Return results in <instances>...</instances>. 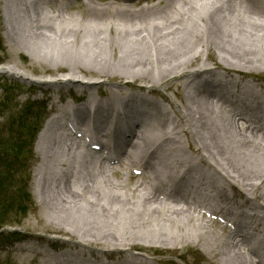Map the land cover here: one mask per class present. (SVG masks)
<instances>
[{
	"label": "bare ground",
	"instance_id": "obj_1",
	"mask_svg": "<svg viewBox=\"0 0 264 264\" xmlns=\"http://www.w3.org/2000/svg\"><path fill=\"white\" fill-rule=\"evenodd\" d=\"M7 1H0V5L4 4L0 8L1 16ZM92 1H83L78 6L88 12L84 20H74L68 13L72 0H16L23 14L20 17L28 16L31 24L30 30H17L21 38L24 31L28 33L24 37L28 45L18 44L19 47H14L16 53L29 56L30 65L38 64L57 73L67 72L41 83L57 89L70 83L82 91L100 89L105 80L112 82L117 78L141 79L144 84L111 86L108 100L95 97L92 89L84 102L63 104L66 110H73V117L67 120L72 127L65 136L51 134L45 145L49 131L65 118L63 110L50 116L40 131L36 146L40 161L35 166L34 179L45 220L42 228L45 232L69 235L66 242L71 245V250L60 253L63 262L52 258L51 264H154L155 259L146 253L119 251L122 247L151 242L169 248L193 244L207 251L213 264H261L248 244L254 239L259 246H264V132L258 128L264 115V106L259 104L264 102V97L256 96L255 101H250L248 98L253 95L247 91L264 84L255 78L248 81L246 77L252 78L254 72L264 69V0H204L205 3L195 0L197 5L191 0H164V5L159 3L162 6L158 11L141 17L135 12L129 16V12L115 13L114 10L104 16L103 10L111 9L112 5H106L107 9L92 8ZM144 1L147 5L148 0ZM37 5L49 7L52 22L39 16ZM127 6L131 5H124L130 10ZM205 6L210 8L207 14L201 10ZM244 6L247 10L240 18ZM236 11L239 13L231 30L234 35L225 33L217 23L216 14L232 17ZM7 17L3 16L6 37L9 43L19 41L8 26L9 13ZM93 19L97 24H103L104 20L108 28L97 27L92 34L84 33V23ZM194 20L202 22L204 30L195 31ZM58 21L68 24L69 29L62 30ZM37 40H42L40 48L47 50L40 55L43 61L37 60L30 49L31 44H39ZM203 53L209 59L218 58L219 62L214 64H218L220 72H215V67L204 59L200 61ZM51 58L57 60L56 64L47 63ZM10 64H0V72L31 80L19 63L14 60ZM84 76L105 80L85 81ZM173 84L179 89L180 101L169 96V103L180 110V118L172 117L156 95L161 88ZM126 85L130 90H126ZM234 88L236 93H246L247 98L241 100L247 112L243 105L225 102V96L216 93L222 89L227 94ZM114 113L115 132L105 134L103 127ZM221 113L226 114V121L222 123L218 122ZM143 114L155 119L156 131L145 125ZM252 120L258 123L252 125L249 123ZM74 122L82 127L79 135L72 129ZM126 127L130 132L126 142L133 133L132 138L136 140L126 161L122 156L110 154L104 145L83 140L90 129L96 138L105 137L110 144H116L115 133ZM184 132L196 145L192 160L188 157L183 160ZM60 150L65 154L62 160L58 155ZM102 152L106 155L99 159ZM141 152V161L136 160ZM78 154H82L81 161ZM79 162L88 164L87 171L76 167ZM204 168L223 180L216 187L215 196L203 193L192 183L185 191L175 192V188L189 182L188 172H204ZM130 173L135 175L132 182ZM73 179L80 180L77 191L71 189ZM198 179L205 180L201 176ZM211 179L210 184L215 187ZM258 197L263 202L260 209L256 205ZM45 211L49 213L47 218ZM73 212L83 215L84 222L89 220V223L71 222ZM28 249L45 252L34 247ZM96 252L108 254V261L114 259L111 263H102L99 256L94 259Z\"/></svg>",
	"mask_w": 264,
	"mask_h": 264
},
{
	"label": "rangeland",
	"instance_id": "obj_2",
	"mask_svg": "<svg viewBox=\"0 0 264 264\" xmlns=\"http://www.w3.org/2000/svg\"><path fill=\"white\" fill-rule=\"evenodd\" d=\"M17 1L24 2L26 0ZM83 1L85 2L87 0H79L78 3H75V0H72L73 3L71 8L68 9V13L74 16L72 19L76 20L79 18L82 20L83 16H87L88 12L85 10V8L81 10L78 8V6L83 3ZM163 1L164 0H148L147 5H145L144 0H93L90 7L106 8V5L111 4V9L106 8L107 11L103 10L104 16L112 14V10H114L115 13L129 12V16H132V12H135L139 17H141L144 13H153L158 11L160 7L165 4V1ZM191 1L197 5L195 0ZM159 3L162 5L160 6ZM201 3H205V1L202 0ZM6 4L8 6L6 8L4 7V12H7V14L9 13L8 21L10 23L8 26L11 29V33L16 34L15 36H17L19 41H10V45L4 31L5 24L3 16L5 18L7 17V14L3 12L4 15L1 16L2 13L0 12V63L10 66V62L15 60V62L19 63L20 66L29 73L31 80H23L16 75L0 72V186L3 190H0V264H51L55 259L58 260L59 258L60 261L63 262L60 253L71 250V245L66 242L67 239H70V236L64 233L45 232L43 230L42 227L45 224V220L42 217V204L40 205V202H38L39 198L36 195L38 185L34 179V169L37 163L40 161V157L36 151L37 139L40 131L46 123L47 115L51 113L55 114L61 110L66 113L68 110L63 107V104L68 101H72L76 104L84 102L92 89H94L92 92H94L95 97L102 99L107 98L108 100V96L110 95L109 92L112 88L111 86L116 84H131L133 86L141 87L144 84L142 83L143 80L141 79H135V81H133L117 78L112 82H107L105 78L99 79L97 77L84 76L85 78L83 79L85 81L105 80L106 84L102 85L100 89L92 88L90 91H82L81 88H77L70 83L62 84L60 87H58V89L52 87L51 84L41 83V80H53L60 78V75H63L67 72L57 73L52 70L48 71L47 69H43V67L38 64L30 65L31 63L29 56L22 53H20V55L16 53L14 47H19L18 44H22L21 47L27 44V42L24 41V37H27L28 33L25 31L30 30L31 24L29 22L28 16L20 17V15L23 14H21V10L19 9L16 0H8ZM125 4L131 5L127 6L128 8L131 7V9L126 10L124 7ZM3 5L4 4H1L0 8ZM173 5L177 6L175 3H173ZM81 6L84 7V5ZM48 8V6L45 8L39 6V12L41 14L39 13L40 15H38L45 21L52 22V19H50L49 16L53 13L50 12ZM201 10L203 13L205 12L207 14V12L210 11V8L209 6H205ZM243 12L240 13V18L244 17ZM238 13L239 11H236L232 17L226 16L225 18H223V16L220 14L217 15V13V23L221 25V30H223L225 33L234 35L231 31L234 29L232 23L233 18L236 19ZM68 21H71V19L67 20V22ZM87 22L84 23L86 24V27L83 26L85 29L84 33L86 32V34L94 33L97 27L102 29L108 28L104 20L101 21L103 24H97V21L94 19ZM192 23L196 24L194 25L195 31L199 32L204 30L202 22L194 20ZM57 24L58 26H62V30L69 29V25L65 24V22L58 21ZM19 28L25 29V35L23 34V38H21L17 32ZM35 42L39 44H31L30 49L32 55L37 60L43 61L44 59L42 60L43 57L40 55H44L45 51L47 50L44 47L40 48V46L44 42H42V40H37ZM96 55L97 53L94 54L92 58L94 59ZM199 59L200 61L204 59L205 63L215 67V72H220L218 64H214L219 62L218 58L209 59L207 55L203 53L202 57ZM56 62L57 60L53 58L47 61V63L51 65L56 64ZM63 70L66 71V69ZM250 77L257 79V81H260L264 84V69H259V71L257 70V72H254L253 76ZM246 78L250 79L249 77ZM144 83H146V81ZM127 86L128 85L125 87L126 90H130V87L128 88ZM171 86L172 87L161 88L159 92L156 93V95H158V97H160L159 99L162 100V105L171 111L172 117L180 118V110L176 106H172L169 103V96L174 97L175 99H172L176 100V102L180 101L179 94L177 93L179 89L176 84ZM99 90L101 93H99ZM224 96L225 102H229L231 104H241L243 105V110L247 112V107L244 106L242 100L236 101L230 95ZM252 99L254 98H249L250 101ZM225 106L226 105H224V107ZM222 121H226L225 113H221L220 117L218 118V122L222 123ZM154 128L155 127L152 129ZM154 131H156V128ZM48 138L49 137L47 136V142H45V145L48 143ZM182 140L186 145V155L183 157V160L185 158L187 159V157L192 160L193 158L191 159L190 157H193L192 152L195 150L194 148H196V145L187 132H184V137ZM186 140L189 141V143ZM174 145L179 146L180 144L174 143ZM165 149L163 152H166ZM62 154H64V151L60 150V153L58 154L59 158L62 157ZM141 155L142 152L141 154L139 153L137 155L138 157L136 160L141 161ZM133 167L136 169V166ZM163 173H165L164 169L161 171L162 175H164ZM129 176L130 182L135 180L134 174L130 173ZM79 183L80 180L73 179L70 182L71 189L77 191L79 189ZM218 183H220V181H218ZM224 184H226V181H224ZM97 186H100L99 182H97ZM238 188L240 189V187ZM227 190L229 193L232 191L229 188H227ZM105 193L107 194V197H109V193ZM26 200L29 201L26 203ZM257 200L260 203H263L259 197ZM48 211H45L46 215L44 217L46 218L49 217ZM62 216L64 215L62 214ZM70 217L71 222H74L72 220H76V223L80 224H82L85 220L83 215H77L76 212H73ZM50 218L54 219L53 216ZM84 223H89V220ZM121 227L124 228V224L121 225ZM116 229L118 230V228ZM189 231L191 232V230ZM22 246H24V248H22ZM250 246L252 247V245ZM28 247H34L41 250L45 249V252H35L34 250L28 249ZM109 249L110 248H106L105 250L108 251ZM119 251L146 253L148 256H151L153 259H155L153 260L154 264H213L212 259L210 260V255H208L207 251L201 247L193 246V244H180L179 246L176 245L173 248H169L166 245H162L161 243L151 242L146 245L122 247L119 249ZM123 253L121 254L122 257ZM93 254L94 259L97 258L96 256H99L98 259H101L102 263H109L108 259L110 257H108V254L98 252ZM128 254L129 252L126 255ZM89 255L90 254H88V257L90 258ZM116 255L117 254L115 253L114 256ZM81 256L82 255L79 254V258ZM52 258H54V260H52Z\"/></svg>",
	"mask_w": 264,
	"mask_h": 264
},
{
	"label": "trees",
	"instance_id": "obj_3",
	"mask_svg": "<svg viewBox=\"0 0 264 264\" xmlns=\"http://www.w3.org/2000/svg\"><path fill=\"white\" fill-rule=\"evenodd\" d=\"M0 190L3 191V190L1 189V186H0Z\"/></svg>",
	"mask_w": 264,
	"mask_h": 264
}]
</instances>
